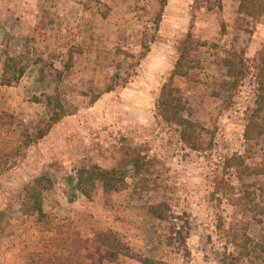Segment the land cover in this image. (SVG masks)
Here are the masks:
<instances>
[{
	"label": "rangeland",
	"instance_id": "rangeland-1",
	"mask_svg": "<svg viewBox=\"0 0 264 264\" xmlns=\"http://www.w3.org/2000/svg\"><path fill=\"white\" fill-rule=\"evenodd\" d=\"M239 2L167 0L156 25L161 0H0V74L5 52L27 64L17 84H0V264H35L48 241L63 264H264V174L238 181L223 167L235 154L264 165V135L243 139L264 8L249 16ZM188 33L202 42L198 81L171 80ZM229 50L248 67L233 91L222 87ZM169 83L186 117L209 130V149H189L159 118ZM92 163L125 168L126 188L80 194L72 178ZM42 173L53 183L43 197L50 232L21 210L25 185ZM218 179L233 188L218 191ZM244 233L249 254L240 256L233 240Z\"/></svg>",
	"mask_w": 264,
	"mask_h": 264
},
{
	"label": "trees",
	"instance_id": "trees-1",
	"mask_svg": "<svg viewBox=\"0 0 264 264\" xmlns=\"http://www.w3.org/2000/svg\"><path fill=\"white\" fill-rule=\"evenodd\" d=\"M167 0H161L160 11L156 16V25L161 18V12L166 5ZM256 0H240L239 11L249 16H257L261 13L264 4L262 1L257 5ZM202 42L194 40L191 34H187L183 41L179 56L174 64L170 79L175 76L184 78L188 82L198 81L197 69L200 66V60L197 50ZM143 50L141 56L146 55L149 50L147 43H142ZM73 53L69 51V61L64 65V70L69 71L72 67ZM226 67V79L222 81V87L227 90H235L247 73V65L244 62L243 53L229 50L224 58ZM256 94L254 107L247 117V123L243 132V139L249 142L255 137L264 135V59H261L254 66ZM27 64H25L20 56L11 55L5 52L4 59L1 64L0 84L3 86H12L19 82L26 72ZM186 100L180 93L179 89L171 83L164 85L161 90L158 103V116L166 124L175 126L178 131L181 142L189 149L194 151L207 150L212 146L213 138L206 134L209 130L198 121L189 119L185 115ZM63 112L56 113L52 116L53 121L57 122ZM224 169L234 173L238 181L244 178L264 174V165H248L241 155H232L227 157L224 162ZM127 170L121 166L105 168L97 163L82 166L76 170L72 181L76 190L90 198L97 185H100L105 191H121L127 186ZM52 179L48 173H42L35 177L31 182L25 185L24 193L21 200V210L25 215L33 216L39 223L41 231L50 232L52 224L43 207V197L45 191L52 188ZM218 191L224 192L226 188H233L232 183L217 180ZM264 214V208L260 210ZM150 212L157 218L164 219L166 216L160 205L150 207ZM102 241H107L113 245L114 236L110 233L101 234ZM105 238V240H104ZM250 237L243 234V242H238L234 238V246L238 249L240 256L249 254L248 241ZM35 264H63L59 255L53 247V243L48 241L40 247L39 251L33 256ZM144 264H163L162 261H156L152 258H146ZM79 264V263H78Z\"/></svg>",
	"mask_w": 264,
	"mask_h": 264
},
{
	"label": "crops",
	"instance_id": "crops-1",
	"mask_svg": "<svg viewBox=\"0 0 264 264\" xmlns=\"http://www.w3.org/2000/svg\"><path fill=\"white\" fill-rule=\"evenodd\" d=\"M224 10H226V8L224 7ZM228 11V10H227Z\"/></svg>",
	"mask_w": 264,
	"mask_h": 264
}]
</instances>
